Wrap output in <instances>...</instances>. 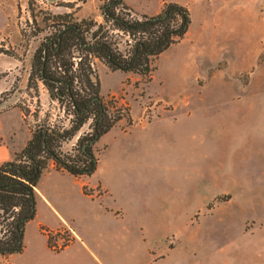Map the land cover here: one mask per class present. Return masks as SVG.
Masks as SVG:
<instances>
[{"label": "rangeland", "instance_id": "obj_1", "mask_svg": "<svg viewBox=\"0 0 264 264\" xmlns=\"http://www.w3.org/2000/svg\"><path fill=\"white\" fill-rule=\"evenodd\" d=\"M125 1L130 5L125 4V11L133 18L155 15L165 2L185 4L192 31L209 12L206 0ZM101 3L0 0L8 13L0 32V102L15 97L6 108L21 112L23 128L29 132L40 125L68 128L75 120L70 101L57 97L32 74L35 51L56 30L52 15L69 13V20L102 24L114 47L123 52L130 48L124 33L105 24ZM221 3L217 1L218 9L209 13L217 28L211 44L206 34L163 54L157 73L161 80L150 86L157 58L150 60L147 73L124 76L88 57L103 107H116L114 102L127 110L130 105L187 107L151 124L146 139L125 149L119 159L110 155L116 148L104 151L103 140L96 144L98 165L89 181L107 178L125 215L122 247L114 264H264V0H230L227 12ZM74 51L77 69L82 54ZM167 55L177 57V63L169 66ZM81 73L72 87L84 94ZM10 120L18 127L15 112ZM91 122L87 119L65 140L61 151H72L80 137L91 133ZM46 175L36 184L39 191L48 184ZM56 184L69 183L57 178ZM37 196L42 215L47 207ZM0 220L1 236L7 220ZM35 221L26 226L27 241L38 235ZM101 240L110 250L109 236ZM80 247L76 243L73 249ZM63 256L44 263L63 264ZM78 259L73 264H91Z\"/></svg>", "mask_w": 264, "mask_h": 264}, {"label": "trees", "instance_id": "obj_2", "mask_svg": "<svg viewBox=\"0 0 264 264\" xmlns=\"http://www.w3.org/2000/svg\"><path fill=\"white\" fill-rule=\"evenodd\" d=\"M101 2L105 24L130 37L128 50L123 52L113 46L104 25L72 21L69 13H64L52 15L56 19V30L33 55L32 74L57 97L70 101L75 120L68 128L37 126L13 159L0 164V218L7 220L6 229L0 236L1 256L23 249L24 227L35 216V186L43 171L52 163L57 170L75 177L90 176L98 160L93 149L95 142L123 118L103 107L98 97V83L91 79L88 57L103 61L111 71L147 73L150 60L180 41L191 22L188 8L177 2H165L155 15L142 14L134 18L125 11L128 8L123 0ZM94 26L96 28L92 29ZM74 50L82 54L77 69H73ZM78 71L82 72L85 82L87 91L84 94L72 87ZM89 118L92 119L91 133L80 137L72 151L62 152L61 144ZM88 191L85 188V192Z\"/></svg>", "mask_w": 264, "mask_h": 264}, {"label": "crops", "instance_id": "obj_3", "mask_svg": "<svg viewBox=\"0 0 264 264\" xmlns=\"http://www.w3.org/2000/svg\"><path fill=\"white\" fill-rule=\"evenodd\" d=\"M217 1H221L220 7L224 6V11H228L230 0H206L208 12L198 28L192 31L191 23L184 37L175 44L169 46L163 51L156 60V66L150 75V84L160 79L157 76L159 71V63L163 54H166L174 47L180 46L186 40L192 44L205 38L206 34L209 37L210 44L214 39V33L217 29L212 25L209 19V13L216 7ZM123 3L130 6L125 0ZM179 3V2H177ZM181 4V3H179ZM186 6L185 4H182ZM1 8V6H0ZM161 6L155 13L157 14ZM190 13V12H189ZM8 13L3 8L0 9V32L5 28V19ZM151 15V14H150ZM191 19V18H190ZM209 21V22H208ZM216 28V29H215ZM194 48V46H193ZM209 57H212L211 52H208ZM167 64L173 66L177 63L178 58L167 55ZM103 68L111 71L107 66ZM119 71V70H115ZM124 76L137 75L136 73L123 72ZM164 76V82L166 81ZM138 77H136L137 79ZM163 79V78H162ZM161 80V79H160ZM163 82V81H162ZM175 85V84H173ZM140 106V105H139ZM187 107H128L127 115L118 120L107 132L101 135L95 142L93 149L97 153L96 144L99 140H103V150L108 151L110 148H116L117 152L111 153V156L123 155L125 149L132 148L141 139L144 141L145 135L150 134L151 124L161 119L167 113H176ZM12 112L19 116V125L15 127L11 125L10 118ZM21 135L23 137L21 138ZM18 137L20 140H18ZM31 137V132L27 128H23L21 112L13 107H8L0 110V164L13 159L15 152L19 151ZM97 156V154H96ZM98 158V157H97ZM98 165V160H97ZM96 165V167H97ZM96 170V169H95ZM50 171H52L50 173ZM95 172V171H94ZM93 172V173H94ZM90 176L75 177L68 172L57 170L53 164L43 171L42 175L49 177L48 184L42 191H39L35 186V216L26 223L23 231V249L19 253L0 256L3 264H48L44 263L45 259L64 254L63 264H73L75 257L79 261L88 262L91 264H114L117 258L118 248L122 247L124 212L121 205L116 202L111 184L107 178H99L96 182L90 183ZM57 178H67V185L56 184ZM40 179V178H39ZM88 190L99 189L100 195L95 196L85 192ZM40 194L46 204V212L42 215L38 212V201L36 198ZM36 220L38 235L35 238L26 240V226ZM68 224L72 227L77 239L65 247L61 252L52 251L48 246L47 236L43 233L42 228L56 229ZM109 236L110 250L107 249L106 243L103 242L105 237ZM79 243L81 247L73 249L74 244ZM94 245V247H90ZM115 257V258H114ZM62 264V263H61Z\"/></svg>", "mask_w": 264, "mask_h": 264}, {"label": "built area", "instance_id": "obj_4", "mask_svg": "<svg viewBox=\"0 0 264 264\" xmlns=\"http://www.w3.org/2000/svg\"><path fill=\"white\" fill-rule=\"evenodd\" d=\"M120 33H123L120 30H117ZM129 42L131 39L128 35H125ZM114 100H118V97H114ZM116 107H108L109 113L111 114H119L120 116L124 117L128 110L122 105H118L116 102ZM91 191V190H90ZM101 191L99 189H95L90 192V194H94L95 196L100 195ZM43 233L47 236L48 246L52 251H60L63 250L65 247L72 244L76 239L77 236L74 233L72 227L68 224L63 225L62 227L56 229H49V228H42Z\"/></svg>", "mask_w": 264, "mask_h": 264}, {"label": "water", "instance_id": "obj_5", "mask_svg": "<svg viewBox=\"0 0 264 264\" xmlns=\"http://www.w3.org/2000/svg\"><path fill=\"white\" fill-rule=\"evenodd\" d=\"M50 1L53 2V1H56V0H50ZM14 100H15V97L12 96V97L4 100V101H1L0 102V110L5 109L8 105L12 104L14 102ZM84 147H85V145L83 146V148Z\"/></svg>", "mask_w": 264, "mask_h": 264}]
</instances>
